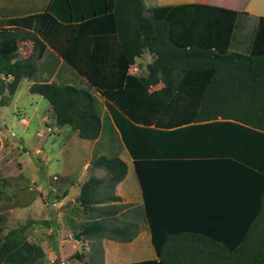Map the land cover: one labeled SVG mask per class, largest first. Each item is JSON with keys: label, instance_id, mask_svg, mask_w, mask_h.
I'll list each match as a JSON object with an SVG mask.
<instances>
[{"label": "trees", "instance_id": "obj_1", "mask_svg": "<svg viewBox=\"0 0 264 264\" xmlns=\"http://www.w3.org/2000/svg\"><path fill=\"white\" fill-rule=\"evenodd\" d=\"M235 17L233 9L203 3L160 6L145 14L142 0H50L42 12L28 17L29 28L0 27V106H8L20 81L35 74L45 39L102 93L117 119L133 157L157 256L122 264H264V17L247 55L228 51ZM71 23L75 26L67 34L64 24ZM59 31L62 44L51 37ZM26 41L33 42V50L20 58V44ZM143 41L162 45L155 63L190 59L209 67L182 70L173 86L149 92L128 72ZM28 91L49 102L56 127L67 126L86 140L100 135L99 107L89 91L49 83H32ZM193 130L234 133L220 145L255 150L257 179L244 189H226L235 194L207 197L215 201L190 196L180 207L154 199L157 180L169 175L159 169V157L169 155L174 141L183 142ZM244 153L236 154L242 158ZM92 166L103 168L111 184L126 172L117 156L100 155ZM103 181L92 176L81 185L77 201L85 211L93 209L94 191ZM227 195L235 197L226 201ZM29 224L3 234L0 217V264H37L43 258L41 246L25 235ZM83 228L93 234L105 226L95 221ZM110 232L121 236L124 230Z\"/></svg>", "mask_w": 264, "mask_h": 264}, {"label": "crops", "instance_id": "obj_2", "mask_svg": "<svg viewBox=\"0 0 264 264\" xmlns=\"http://www.w3.org/2000/svg\"><path fill=\"white\" fill-rule=\"evenodd\" d=\"M142 1L144 4L145 14L150 13L156 7L174 6L184 3H203L235 10L236 17L229 40L228 51L246 55L252 50L259 18L264 17V0ZM49 2L50 0H47L46 3L41 4L37 1L25 0L19 4L16 2H7L1 0L0 27L20 26L23 28H29L30 20L28 17L42 12L47 7ZM8 19L10 24H3V22ZM64 25L66 26V32L68 34L69 29L72 26H75V23ZM60 34L61 33L59 31L58 33H52L51 35L53 39H56V44H62L64 42V39L60 38ZM111 41H114V39H109L107 43ZM44 43L46 46L45 52L42 58L36 64L35 74L30 78H23L29 80L28 87L32 83H49L55 86L70 85L89 91L94 96L95 104L98 101V104L96 105L101 109L105 118L109 121V130H112L117 134L120 144H122V149L120 148L122 153L118 154L117 157H119L125 163L126 167V172L122 179L116 184H111L108 180L107 172L103 168H95L92 166V163L95 159L87 165L83 164L80 166L81 172L79 171L80 173L75 175L76 178L77 176H80V179L76 180L72 186L70 185L72 188L68 191V193L71 191L70 193L73 194V201L78 202L77 197L80 192V187L90 177L95 176L97 178L103 179L104 181L99 184L94 191V200L96 203L94 202L92 204L93 209L90 208L89 210H86V213L90 212V215L87 219H85L86 221L84 220V224H81L80 229H75V231L73 229L70 230L69 237L72 242L75 243L73 259L70 260L69 258L67 259L66 257H61L60 260L58 258L57 253L62 252L61 246H59L58 249L57 246H55L48 259L51 258L52 262L54 260H58L59 264H122L156 258L157 256L155 249L151 243L149 223L145 214L142 188L135 170L133 157L128 148L123 143L121 135L115 125V120L117 119L114 118L111 112L108 110L106 99L102 93L97 90L85 77L79 74L72 66H70L61 57L59 51L55 49L53 44L47 42L45 39ZM27 44H30L31 51L33 50V42H22L18 50V57L22 58L29 55L20 56V53L22 52L21 46L25 47ZM142 45V51L137 56H135L133 64H131L128 68V72L136 75L137 78L143 82L149 92L159 91L165 87L173 86L178 74L182 70L203 69L209 67L208 65L201 64L190 59L155 63L157 58L156 51L161 50L162 45L156 46L151 45V43L146 45L144 41ZM167 46L171 45L167 44ZM42 67H44V72L41 70ZM69 79L75 83L70 82ZM101 121H103L102 117ZM66 127L67 126L57 128L61 129ZM226 134L225 131L218 132L193 130L184 135L185 140L183 142L175 140L174 143H176V145L170 147L169 155H161L159 157L161 160V163L158 164L159 169L163 170L164 172L167 170L169 175L167 177H161L159 180H157L159 189L154 188V199L160 198L164 203L167 201L174 202L181 207V202L187 201V198L185 197L202 195L203 197L201 199L198 198V200H196L199 202L200 200H209L207 199L208 196L223 197L226 195V191L229 192L226 189H234L235 186H239V188L243 187L244 189L249 183L248 181L256 180L257 177L255 175V171L252 170V162L256 159L255 150L253 151L250 148L246 149L245 147L240 148L239 146L234 148L232 145H228V147L223 145L221 146L220 142L223 141L224 143V140L221 139H224ZM233 134L234 133H228L227 135L232 136ZM221 136H223V138H221ZM100 137L101 134L96 139L88 141H97ZM177 137L179 139V135H177ZM119 147L120 145H118V148ZM240 152L247 153H244L241 158V156H238L239 154H236ZM100 155L110 157L103 153H98L96 157ZM230 162L232 163L229 164ZM58 165L59 164L56 166ZM88 168L90 172L88 171L89 175L87 176V174L84 175V173ZM101 171L105 172L104 176L98 175V173ZM131 171L133 172V175L131 174ZM67 174L69 173H66V175ZM61 175L64 174H60L58 172L54 173L53 179L47 180L50 183L49 185L54 184L55 186H59L65 181L69 180V178L66 180H60V178H62ZM222 179H225V181L223 182ZM233 180L240 181V184L236 185ZM31 182L33 184L35 183V181ZM249 189L250 188H247L244 190V192L248 193ZM46 192L48 195H52L49 189L46 190ZM37 193L39 202L35 203L36 205L27 204L26 206H28V210H31V212L40 211L39 209H41V211L45 210L46 212L41 214V218L34 217L31 213V217L27 219V221H30L28 227L34 225L35 223H40L39 226L43 232L48 235H44L48 240L51 238L58 239L60 236V230H54L53 227L50 226L49 220L54 222V217H51L53 214L51 206H60L61 201H63V199L65 200L68 194L64 190H61V196L59 198L57 197L56 192H53L52 197L54 201L52 202V200H50L49 202H44L41 200V191H38ZM229 194H235V190H232L231 193L229 192ZM234 197L235 195H227L224 199L226 201H232ZM209 201H215V199H211ZM40 202L41 206L39 204ZM58 211L59 212L56 213V216H60L61 214L62 216L64 215L61 207L58 209ZM67 216L69 217L70 222L76 224L73 221V219H76V217L72 215ZM214 216H216V214ZM36 219H40V221H37ZM95 221L101 222V224L105 226L103 231L93 232V234L85 233L83 226L86 223H94ZM113 228L124 230L123 235L119 236L112 234L110 229ZM123 238L125 240H123ZM31 242L41 246V244L37 241ZM93 242L99 246V248L97 247L98 252L96 254H93L94 252L89 253V258L88 256L85 257L84 251H91L93 248ZM76 245H80L83 249L81 251L83 252L78 253L76 251ZM41 248L45 256L46 254L44 248L42 246ZM145 250H151L155 254V257H152L153 255L147 254L148 252L146 253L147 256L144 255L143 252ZM45 259H47V257Z\"/></svg>", "mask_w": 264, "mask_h": 264}, {"label": "rangeland", "instance_id": "obj_3", "mask_svg": "<svg viewBox=\"0 0 264 264\" xmlns=\"http://www.w3.org/2000/svg\"><path fill=\"white\" fill-rule=\"evenodd\" d=\"M2 1L20 4L25 0ZM31 1L42 4L46 3L47 0ZM3 24L9 25V19ZM21 48L20 56L31 53L30 44L25 47L21 46ZM41 70L44 72V67ZM69 81L73 82L71 79ZM28 83V79H23L12 102L8 106H0V217L2 219V233L4 234L8 229L25 223L31 217V213L34 217L41 218V214L45 213V210L39 209L40 211L31 212L26 206L27 204L36 205L35 203L39 202L38 191H41L42 201L49 202L52 200L53 202V192H56L57 197L60 198V191L64 190L68 196L61 201L60 206H51L53 211L51 217H54V222L49 220L50 226L54 230H60L59 238L48 240L44 236L48 235L39 226L40 223L28 227L25 232L29 240L39 242L44 248L46 255L37 264H54L56 260L52 262V259H48V257L52 254L55 246L57 249L61 246L62 252L57 253L60 260L61 257L73 259L75 243L69 237L70 230L80 229L81 224H84V220L90 215V212L86 213L87 211L78 202L73 201L74 197L70 193L71 191L68 193L72 184L80 179V176L75 177L81 172L80 166L91 163L98 153L110 157L118 156L122 153V144H120L117 134L109 130L110 123L100 108L98 109L103 121L101 137L97 141L83 140L69 127L58 129L54 126L49 102L38 94H31L28 91ZM118 145H120L119 148ZM57 164L59 165L56 166ZM88 171L90 172L89 168L85 170L84 175L87 174L88 176ZM56 172L64 174L61 175L60 180L68 178L69 180L59 186L49 185L47 180L53 179V174ZM66 173L69 174L66 175ZM104 174V171L98 173L99 176H104ZM131 174L133 175L132 171ZM31 181H35V183L33 184ZM48 189L52 195H48L46 192ZM41 202L39 203L40 206ZM60 207L64 215L56 216ZM67 215L76 217L73 219L76 224L70 222ZM36 220L40 221V219ZM97 247L99 248L93 242L91 251H84L85 257L92 252L96 254L98 252ZM76 248L78 253L83 252L80 245H76ZM146 253L155 257L151 250L143 252L147 256ZM46 257L47 259H45Z\"/></svg>", "mask_w": 264, "mask_h": 264}]
</instances>
